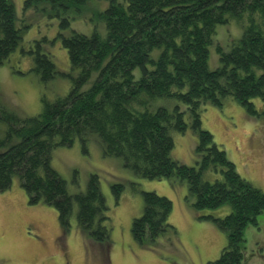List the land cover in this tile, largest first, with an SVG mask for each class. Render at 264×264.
I'll list each match as a JSON object with an SVG mask.
<instances>
[{
	"label": "trees",
	"instance_id": "1",
	"mask_svg": "<svg viewBox=\"0 0 264 264\" xmlns=\"http://www.w3.org/2000/svg\"><path fill=\"white\" fill-rule=\"evenodd\" d=\"M85 1L24 0L23 9L33 7L59 18L58 36L79 72L65 96L54 101L43 96V108L34 116L22 118L0 100V123L7 126L0 138V190L9 188L18 175L28 201L43 200L55 207L63 227L70 226L77 205L79 225L98 240L108 239V207L98 175H90L85 192L70 194L50 163L54 147L72 145L77 138L86 146L96 134L104 154L122 157L136 174L186 180L196 208L229 203L231 210L224 216L198 215L227 234L219 257L205 264H241L243 230L264 211V191L239 174L202 126L201 116L203 105H221L227 96L251 113L256 111L253 97L264 101V0H111L102 12L104 36L76 30L65 34L72 10ZM25 15L16 14L12 0H0V64L22 43L30 25ZM233 16L245 24L243 34L227 50L217 45L221 64L210 69L215 28ZM44 40H34L35 46L22 52L32 56L33 70L46 82L57 70L51 55L41 50ZM156 47L161 52L153 58ZM136 67L141 69L138 78ZM93 72L92 84L83 88ZM158 97L174 99L175 105L152 109ZM188 126L198 135L194 166L170 154L172 131L184 132ZM207 172L215 175L214 181L206 178ZM122 187L113 184L116 197ZM142 196L143 213L131 224L133 237L141 242L174 227L169 197L156 191H142Z\"/></svg>",
	"mask_w": 264,
	"mask_h": 264
},
{
	"label": "rangeland",
	"instance_id": "2",
	"mask_svg": "<svg viewBox=\"0 0 264 264\" xmlns=\"http://www.w3.org/2000/svg\"><path fill=\"white\" fill-rule=\"evenodd\" d=\"M111 0H86L79 9L71 12L72 30L91 35L106 34L102 12ZM16 14H26L29 27L24 31L22 43L0 64V100L12 112L22 118L38 114L44 100L54 101L65 96L79 69L70 64L67 48L58 36L59 18L48 11L23 9L24 0H12ZM245 24L236 17L217 24L214 43L210 45L208 66L220 63L217 45L227 50L233 40L239 39ZM41 41V50L49 53L56 65V74L46 82L33 70V58L27 52L34 40ZM160 47L152 50L157 58ZM138 78L141 69L136 67ZM93 72L83 88L95 79ZM175 100L158 97L152 109L164 105L173 108ZM256 111L248 112L231 96L221 105L207 102L202 109V126L209 130L214 141L222 147L235 164L239 174L264 191V101L252 98ZM6 123H0V138L6 134ZM174 146L171 157L186 165L196 164L197 133L188 126L184 132L172 131ZM18 138L13 141L16 142ZM52 167L66 181L70 194L87 190L89 177L96 173L100 189L106 199L108 239L98 240L78 223L74 205L70 226L63 227L55 207L40 200L30 203L20 178L15 175L12 184L0 190V264H205L219 257L227 242V234L214 221L199 219L200 214L224 216L230 212L229 203L216 208L198 209L193 205L195 194L187 181L177 177H144L124 164L120 156L105 155L96 134L89 136L86 146L77 138L72 145H58L51 151ZM206 178L215 180L207 172ZM122 183L118 197L113 184ZM142 191H156L172 200L169 221L173 228L154 240L138 241L132 235L134 217L142 215L144 201ZM243 260L241 264H264V211L249 222L243 230Z\"/></svg>",
	"mask_w": 264,
	"mask_h": 264
}]
</instances>
